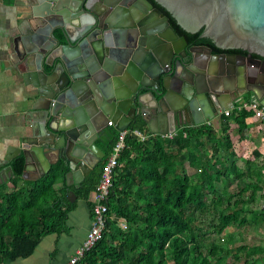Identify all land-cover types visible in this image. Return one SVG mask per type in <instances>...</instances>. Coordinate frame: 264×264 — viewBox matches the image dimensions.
Instances as JSON below:
<instances>
[{
	"label": "water",
	"instance_id": "95a60500",
	"mask_svg": "<svg viewBox=\"0 0 264 264\" xmlns=\"http://www.w3.org/2000/svg\"><path fill=\"white\" fill-rule=\"evenodd\" d=\"M155 3L186 31L202 29L201 36L217 47L264 61V0H28L25 64L36 68L29 73L44 119L36 135L10 150L7 163L23 151L24 175L34 164L39 176L62 159L69 165L67 184H78L103 155L97 140L108 126L123 131L141 121L153 134L165 135L216 117V93L204 68L225 79L226 70L215 67L235 55L190 48ZM203 48L211 58L205 67L196 51ZM67 197L78 198L74 190Z\"/></svg>",
	"mask_w": 264,
	"mask_h": 264
},
{
	"label": "trees",
	"instance_id": "16d2710c",
	"mask_svg": "<svg viewBox=\"0 0 264 264\" xmlns=\"http://www.w3.org/2000/svg\"><path fill=\"white\" fill-rule=\"evenodd\" d=\"M155 5L169 14L171 24L190 43H207L224 51L211 38L200 37L202 29L186 31L167 10ZM237 106L219 115V128L213 123L189 125L173 137L155 134L145 140L128 134L107 200L102 238L76 264H213L215 254H245L250 264H258L264 245L243 242L230 247L221 242L236 243L233 233L225 235L228 228H264V208H256L264 199V149L257 147L249 158H241L232 124L241 140L253 127L263 134L264 130L260 124L256 128L250 108ZM134 128L147 131L143 124ZM118 134L108 126L98 138L107 156L82 188L67 186L69 167L64 160L37 179L23 177V157L13 160L10 181L15 188L7 190L6 184H0V264L29 256L45 235L67 229L68 215L76 206L67 197L69 190L79 198H91L93 206L92 194ZM232 177L236 189L220 191L217 183L228 184ZM213 213L217 237L202 226ZM217 260L222 262L223 256Z\"/></svg>",
	"mask_w": 264,
	"mask_h": 264
},
{
	"label": "crops",
	"instance_id": "0c3cea01",
	"mask_svg": "<svg viewBox=\"0 0 264 264\" xmlns=\"http://www.w3.org/2000/svg\"><path fill=\"white\" fill-rule=\"evenodd\" d=\"M27 1L0 0V184H6L7 190L15 188V185L10 181L13 175L11 167L13 160L19 157L25 159V155L21 151L15 154L8 163L6 156L10 154L12 148H16L22 141L28 140L27 137L36 135V131L41 128V119H44L42 110L36 108L40 105L38 86L34 82V76L29 73L34 72L36 68L34 64H25L28 43L26 31L30 25L31 10ZM58 31L62 35L60 29H55V34L60 36ZM62 43H65L64 39ZM44 66V70L47 72L51 70L49 68H52L50 64H44ZM36 79L40 80V75ZM218 117L210 123H218ZM252 121L257 123L256 128L258 129L260 122L254 117H252ZM250 131L259 136L253 150L257 147L264 149L263 132L257 131L254 127ZM147 132L152 133L148 129ZM253 150L249 152L248 156H241V158H249ZM54 156L52 157L55 158ZM38 174L39 168L33 164L27 169L25 175L23 172V177L37 179L41 176ZM71 185L67 184V186L73 187ZM92 196L94 197V193ZM93 197L92 201L94 202ZM75 201L76 206L70 211L67 218L66 230L45 235L32 254L8 259L3 264H66L77 249L83 245L92 225L93 206H90L91 198L88 200L78 197ZM260 206L256 208L260 209ZM239 255L240 257L238 254H215L211 260L213 264H250L251 259L247 261L245 254ZM219 256H223L222 262L217 260ZM257 257H262L258 264H264V254H258Z\"/></svg>",
	"mask_w": 264,
	"mask_h": 264
},
{
	"label": "flooded vegetation",
	"instance_id": "af4514ba",
	"mask_svg": "<svg viewBox=\"0 0 264 264\" xmlns=\"http://www.w3.org/2000/svg\"><path fill=\"white\" fill-rule=\"evenodd\" d=\"M171 22V21H170ZM185 36V35H181ZM186 37V36H185ZM200 37L201 34H200ZM187 39V37H186ZM188 41V39H187ZM189 43V47H199V46H208L212 48V54H233L235 55L234 61L232 62H225V66L223 67L221 62L217 63L215 67V71H223L226 70L225 79L219 78L216 74H211L205 71L204 68V75L205 81L209 85V89L215 91L217 102L213 104L214 112L216 113V117L219 116L223 112L226 107L228 110L226 112L232 111L236 106L246 100H256L257 102H264V61L263 58L256 55L250 54L246 51H228V49H224V51H217L215 48L207 43ZM199 51V64L202 66L208 65V60L211 61L210 57L207 54L205 48L203 50H196ZM240 54H244L245 57H240ZM256 58V59H253ZM259 60V61H256ZM223 77L222 75H220ZM254 90L255 92H253ZM137 124H143L139 121ZM144 125V124H143ZM145 126V125H144ZM146 127V126H145ZM97 144L103 150V155L100 159H96V166L90 173L89 177L96 172L99 168L105 157L107 156V151L100 145L97 140ZM88 178V176L86 177ZM81 183H75L71 186L75 188H82L84 184L87 182V179ZM73 181V179H72ZM72 190V189H71ZM69 190V191H71Z\"/></svg>",
	"mask_w": 264,
	"mask_h": 264
},
{
	"label": "built area",
	"instance_id": "2783aa9c",
	"mask_svg": "<svg viewBox=\"0 0 264 264\" xmlns=\"http://www.w3.org/2000/svg\"><path fill=\"white\" fill-rule=\"evenodd\" d=\"M239 108H250L254 112V118L260 122L264 130V107L256 100H246L239 103ZM128 134L138 137L141 140L149 138L153 133L139 128H127L119 131L113 151L107 162L103 166L102 177L94 191V204L92 207V225L87 233L86 240L80 246L76 253L69 259L66 264H76L87 250L92 248L103 235L106 226V214L108 212L107 200L113 185V177L116 167L119 165V158L126 146V138ZM165 137H173L174 134L169 133L163 135ZM261 208H264V199L261 202Z\"/></svg>",
	"mask_w": 264,
	"mask_h": 264
},
{
	"label": "rangeland",
	"instance_id": "374dc122",
	"mask_svg": "<svg viewBox=\"0 0 264 264\" xmlns=\"http://www.w3.org/2000/svg\"><path fill=\"white\" fill-rule=\"evenodd\" d=\"M216 128H219L220 125L217 122L213 123ZM232 135H233V140L237 149V152L240 156H248L249 152L253 150L254 145L257 144L259 136L256 135V133H253L251 131L247 132L246 138L241 140L239 135L237 133V129L235 124H232ZM240 165H244L243 161H239ZM236 181H234L233 177L229 181L228 184H224L222 182L217 183V187L219 188L220 191L223 189H230V191L236 189ZM262 202V201H261ZM261 202L260 205H261ZM259 205V206H260ZM216 215L211 214L209 217L206 219L205 223L202 224L204 228L209 229V233H211V236L217 237L218 233L214 229V226L217 223ZM234 234L236 236L237 240L235 241L236 243H230L227 240L226 241H221L224 243V246H229L233 247L234 245L241 244L243 242H246L248 244H260L264 245V228L262 226H256V225H250L246 226L245 228L242 229H237L236 227L233 228H228L226 230L225 235L230 236V234ZM229 234V235H227ZM241 237V238H240ZM228 243V244H227Z\"/></svg>",
	"mask_w": 264,
	"mask_h": 264
}]
</instances>
